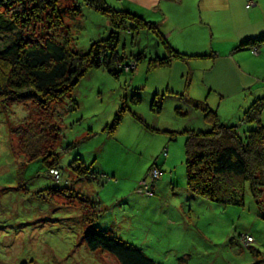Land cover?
<instances>
[{
  "label": "rangeland",
  "instance_id": "rangeland-1",
  "mask_svg": "<svg viewBox=\"0 0 264 264\" xmlns=\"http://www.w3.org/2000/svg\"><path fill=\"white\" fill-rule=\"evenodd\" d=\"M105 1L117 10L124 6L122 0ZM254 4L251 0L246 8ZM34 6L16 3L10 15L23 18L20 24L31 22L24 29L29 34L49 30L55 41L57 38L67 43L71 59L76 55L74 52H87L93 42L106 39L111 32L108 17L87 0H58L54 9L66 14L62 23L53 20L51 25L47 23L50 16L47 15L54 10L45 9L42 22L32 21L40 10ZM162 7L168 8L166 4ZM142 11L146 15L154 12ZM148 18L146 21L151 22ZM153 31L122 34L119 51L127 60L132 59L127 69L133 72L116 77L105 68L90 69L57 103L52 120L56 129L53 144L29 139L32 133L27 129L35 117V101L0 98V264H120L105 251L90 250L83 238L88 227L85 221L89 223L96 217L81 198L87 196L92 201L98 190L109 205L115 195L119 200L128 197L127 204H120L125 216L136 207L143 208L146 224L132 232L133 237L126 234L129 230L120 229L125 221L115 227L122 233L113 232L123 241L142 247L148 256L162 264H207L214 257L218 260L211 262L216 264H264L260 261L264 258L263 165H256L254 175L260 205L249 186L241 206H223L203 197H192L187 187L183 131L192 119L191 114L195 126L204 127V113L192 107L185 109L183 98H193L189 92L195 90V81L202 85L210 72L190 63L194 75L189 78L195 79L189 84L183 68L175 61L165 67L151 66L150 58L159 52ZM13 40V35L0 33V52ZM160 49L163 55L161 44ZM257 52L255 46L253 53ZM141 55L142 59L136 62L135 57ZM201 69L203 72H199ZM14 75H23V70L18 69ZM194 95L206 99L210 92L207 89ZM211 99L214 104L218 102L215 94ZM214 110L217 112V105ZM218 114L223 120L229 116L236 119L238 115L228 100ZM247 126L250 127L243 123L240 129L245 131ZM171 131L180 133L175 141H171ZM166 148L170 159L165 162L162 152ZM46 150H55L59 156L62 170L59 176L52 173L54 169L50 170L43 157L30 156ZM77 159L93 168L101 182L81 183L78 179L74 182L71 165ZM48 161H53L51 156ZM68 188L76 193L74 197ZM154 192V197L147 196ZM99 209V214L104 213L102 207ZM98 224L101 226L102 218ZM246 235L252 239L240 243Z\"/></svg>",
  "mask_w": 264,
  "mask_h": 264
},
{
  "label": "trees",
  "instance_id": "trees-1",
  "mask_svg": "<svg viewBox=\"0 0 264 264\" xmlns=\"http://www.w3.org/2000/svg\"><path fill=\"white\" fill-rule=\"evenodd\" d=\"M12 1H14L13 5ZM87 1L89 5L108 17L111 32L106 39L93 42L87 52H74L76 55L71 59L67 43L57 38L55 41L53 33L49 30L38 35L29 34V31L24 32V29H28L31 22L25 25L20 24L23 18L10 15L16 3L21 6L33 4L35 8L39 6L40 10L37 15H34L35 18L32 21L42 22L44 10L52 8L53 13L46 14L50 15L47 23L51 25L53 20L62 23L66 12L54 9L58 0H0V33L14 36V40L0 52V98L12 102H36V107L33 109L36 110L35 117H32L27 129L32 133L29 139H32L34 143L45 141V144L49 145L55 142L56 137L53 136V132L56 129L52 123L55 119L54 107L78 85L87 71L93 68H105L116 77L123 72H133V69H127L132 59L127 60L119 51L122 34L139 35L143 30L153 31L154 29L153 32L158 39L155 47L161 52V44L164 49L163 55L157 51L155 57L150 58V65L153 67L169 66L173 61L184 57V54L169 45L162 31L154 23L146 21L129 10L114 9L108 6L105 0ZM78 9L80 10L79 7ZM27 20L28 18L25 21ZM258 40L264 42V36L256 41ZM247 44L248 42L242 46ZM142 57L143 55L135 57L136 62H139ZM18 69L23 70V75H18L16 78L14 74ZM183 102L185 109L192 107L200 114L204 113L202 123L204 127L188 124L183 131L186 136L185 165L189 191L195 196L223 206H241L246 188L249 186L251 194L260 205L259 185L254 175L258 163L264 168V125L262 124L264 98L255 101L242 116L243 123L250 126H247L248 129L245 131L240 129V125L235 126L221 120L216 111L204 110L205 107H209L205 103L185 98ZM20 134L22 135L21 131ZM169 134L171 141H175L180 133L171 131ZM72 147L75 145L70 146ZM54 151H35L32 155L29 151L26 152L32 159L43 157L50 170L56 169L61 172L59 156ZM50 156L52 162L48 161ZM162 157L166 162L167 148L162 152ZM80 160H75L71 165L74 170V174L72 173L74 182H77V179L81 183L101 182L97 174L92 171L93 168L81 163ZM153 168L151 169L156 171ZM162 178L163 175L160 180ZM68 189L72 193L71 197H74L76 193L71 188ZM97 192V195L93 193L92 201L87 196L81 198L85 205L91 206L90 212L96 217L89 223L88 220L85 221L88 227L84 231L83 238L88 248L92 251H105L115 257L120 264H162L148 256L142 247L123 241L114 234V230L108 231L109 228L105 229L102 224V227L98 224V220L102 218V213L99 214L102 198L99 196L101 191ZM147 196L154 197L155 192ZM84 210L88 211L86 208ZM140 214L139 211L132 220L136 226L135 228L132 226L133 231H136L140 225L146 224V220H143L145 218ZM239 242L245 244L243 238ZM258 254L262 255L260 252ZM260 261L264 262V258L262 257Z\"/></svg>",
  "mask_w": 264,
  "mask_h": 264
},
{
  "label": "crops",
  "instance_id": "crops-1",
  "mask_svg": "<svg viewBox=\"0 0 264 264\" xmlns=\"http://www.w3.org/2000/svg\"><path fill=\"white\" fill-rule=\"evenodd\" d=\"M249 1L251 0H122L121 5L124 6L121 8L138 14L145 20L151 17L148 18L149 21L158 25L169 45L184 54V57L173 62L183 68L186 80L191 74L194 75L192 66L209 70V78L204 79L202 85L199 80L195 81V90L189 92L190 97H193L190 100L207 103L212 110L217 105V114L227 100L230 101L237 110L236 119L229 115L225 120L220 118L239 126L243 124L242 116L245 111L255 101L264 98V43L256 41L264 36V0H252L255 4L248 9L246 6ZM162 4H166L168 8L163 9ZM144 9L153 10V15H146L142 11ZM247 42V45L242 46ZM255 46L257 54L253 53ZM190 63L193 65H189ZM202 69L199 72H203ZM194 79L195 76H191L188 83H193ZM207 89L210 92L208 99H198L200 97L194 95V92H206ZM185 92L182 94L186 96ZM214 94L218 98L215 104L211 102ZM191 115L195 120L194 115ZM192 119L188 124L195 126ZM168 157L170 159L169 155ZM157 187L158 183L155 190ZM114 197L116 199L110 205L102 199L101 207L105 211L102 213V226L109 228L108 231L122 233L115 227L125 221L118 226L129 230L126 234L133 237L132 220L138 211L143 216V208L129 210L130 214L125 216L120 204H127L128 197L122 199L127 202H122L116 195ZM192 197L197 196L192 194ZM213 260L218 258H210L207 264H216V261L211 262Z\"/></svg>",
  "mask_w": 264,
  "mask_h": 264
},
{
  "label": "built area",
  "instance_id": "built-area-1",
  "mask_svg": "<svg viewBox=\"0 0 264 264\" xmlns=\"http://www.w3.org/2000/svg\"><path fill=\"white\" fill-rule=\"evenodd\" d=\"M52 171H53L52 173H53L54 175L56 174L57 176H59L60 172H59L58 170L54 169V170H52ZM57 178H58V177H57ZM250 239H252V237L247 239V235H246V237L243 238V241H244V243H246L247 240L250 241Z\"/></svg>",
  "mask_w": 264,
  "mask_h": 264
}]
</instances>
